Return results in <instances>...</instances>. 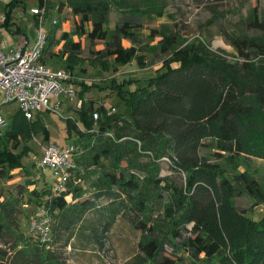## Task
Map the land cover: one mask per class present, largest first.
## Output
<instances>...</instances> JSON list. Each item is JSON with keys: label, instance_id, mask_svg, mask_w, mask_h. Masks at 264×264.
Segmentation results:
<instances>
[{"label": "trees", "instance_id": "16d2710c", "mask_svg": "<svg viewBox=\"0 0 264 264\" xmlns=\"http://www.w3.org/2000/svg\"><path fill=\"white\" fill-rule=\"evenodd\" d=\"M24 1L7 3V28L14 10ZM39 3L41 7L45 5L44 0ZM59 3L76 16L88 17L91 29L85 28L82 18L75 26L76 33L86 36L92 44L102 41L103 52L113 58L114 68L127 66L137 58L148 16L141 11L144 5L139 0ZM50 8L46 1V14ZM113 9L122 13L114 29H110ZM250 18V28L264 33V18L260 19L257 8L252 9ZM152 34L160 36L154 56L169 54L179 39L167 25ZM55 35L54 31L48 36L44 54L58 42ZM61 39L71 53L81 50V42L74 41L66 32ZM228 39L241 56L250 57L251 51L264 52L263 37L228 35ZM124 40L130 41L131 46L126 48ZM173 52L180 63L174 66L166 62L164 70L144 87L129 90L125 82L116 87L127 116L109 114L104 105L96 107L95 100H86L79 110L80 123L78 119L66 120L69 131L78 134L83 150L77 158L80 169L74 178L80 177L85 185L72 180L63 192L55 194L48 189L33 193L45 199L40 205L55 220L54 240L64 232L73 235L75 230L82 229L87 215L99 209V220L106 222L121 215L140 231L144 240L139 248L144 260L139 264H264V216L255 221L239 211L233 199L232 179L222 176L219 163L207 161L201 155L202 150L213 149L218 161L230 157L245 164L247 169L239 172L235 180L244 187L242 193L264 203V183L251 171L253 157L264 158V84L238 83L219 66L192 58L186 50ZM64 56L62 52L55 57L62 60ZM72 61L73 57L65 68L71 74ZM80 97L84 99L82 94ZM94 112L99 113L98 121L94 120ZM39 133L44 140L50 139L42 114L30 121L22 111L3 135L0 132V179L11 178L14 169L24 166L22 160L30 153L27 144ZM165 157L175 169L185 173L184 186L159 175V162ZM149 185L156 189L152 197ZM88 192H93L94 200L85 198ZM105 198L114 202L110 208L97 205ZM151 205L154 213L163 205L158 216L148 214L153 209ZM2 206L0 203L1 209ZM35 216L36 213L30 221ZM169 222L173 223L171 230L164 236H155L156 225ZM4 229L5 224L0 222V235ZM258 237L263 241L259 242ZM28 253L31 262L35 256ZM40 262L61 264L47 252Z\"/></svg>", "mask_w": 264, "mask_h": 264}, {"label": "rangeland", "instance_id": "374dc122", "mask_svg": "<svg viewBox=\"0 0 264 264\" xmlns=\"http://www.w3.org/2000/svg\"><path fill=\"white\" fill-rule=\"evenodd\" d=\"M47 1L51 8L45 15L42 27L47 36L55 31L58 42L44 54V61L50 66L66 70L67 61L74 58L72 83L76 88L77 97L71 99L65 94L62 95L59 98L62 102L59 111L42 115L49 130L50 139L44 140L40 133L33 136L27 144L30 153L22 160L24 166L14 169L11 178L0 179V203H3L2 209L0 208V212L3 210L0 222L5 224V229L0 235V264H41L40 261L46 256V252L61 264H139L144 260V255L139 248V244L144 240L140 231L121 215L113 220L107 219L106 222L99 220V209L88 214L82 229L75 230L73 235L70 232H64L60 239H53L54 242L50 247L38 241L37 236L29 228L30 219L39 212L40 204L44 203L45 199L43 198V201L33 192H44L50 189V183H53L56 178L51 170L40 172L37 161L42 156L44 147L49 143L61 147L68 143H79L78 134L75 131H69L66 120L78 119L80 123V100L83 102L95 100L96 107L104 105L109 111L115 108L116 111L113 113L127 116V108L117 94L116 87L123 82L127 83L125 88L129 90L144 87L150 79L164 70L166 62L168 65L176 66L180 61L173 49L186 50L192 58H199L219 66L238 83L264 84V52L251 51L250 57L241 56L228 39V35L264 38V33L252 30L248 25L254 8L258 9L260 19L264 18V0H139L144 5L141 11L148 14L141 31L142 44L137 58L131 64L117 68L113 66V58L103 52L105 45L102 41L92 44L86 36L81 37L79 33H76L75 26L82 21V18L85 28L91 29L92 25L87 16L74 15L69 7L59 5V0ZM8 2L9 0H0L2 16L6 14ZM26 3L30 13L32 9L41 7L39 0H26ZM26 8L20 7L16 15L19 12L18 15L21 16L18 17H24ZM152 10L153 13H151ZM121 13L122 10H112L108 25L110 29H114L119 22ZM19 18L16 22H20L22 31L13 34L16 27L13 30L4 27L0 31L2 45L9 44L17 48L18 40L22 41V38L24 45L26 39L30 45L36 42L40 25L36 27L33 20L24 21ZM36 19L39 21V17ZM165 25L175 31L179 39L169 54L154 56L153 50L157 48L160 36L153 37L152 31L161 30ZM65 32L74 41L81 42L82 47L79 53H71L69 45L65 47L66 41L61 39ZM123 44L126 48L131 46L128 40H124ZM98 51L103 53L98 55L96 54ZM62 52H65L62 60L55 57ZM80 94L84 96V99H81ZM3 98V91L0 89V114L7 121L6 125L0 127L1 135L21 111L18 102L3 104ZM55 99L58 100V98ZM201 155L207 161L219 163L222 176L232 179L231 187L234 191L233 199L236 208L251 219L260 221L264 216V203L259 204L248 194L242 193L244 187L235 180L237 174L244 172L247 166L241 161L234 162L230 157L218 161L213 149H204ZM253 159L251 171H254V175L264 183V158L253 157ZM145 160L147 161L148 158L146 157ZM159 168L161 177H167L179 186L185 185V173L175 169L169 158L161 159ZM81 180L76 176L72 183L85 185V182ZM155 190L152 186L149 187L148 192L151 197ZM85 198L94 200L93 192H88ZM111 204L114 202L106 198L97 201L100 207L110 208ZM10 205L12 207L8 209ZM162 206L159 205L154 213V207L151 205L153 209L152 211L149 209L148 214L154 213L155 217L158 216ZM172 226V222L156 225L155 236L166 235ZM258 239L259 242L263 241L261 237ZM246 243L247 239L242 244ZM27 252L35 256L31 262L27 258ZM40 257L41 259L38 260Z\"/></svg>", "mask_w": 264, "mask_h": 264}, {"label": "built area", "instance_id": "2783aa9c", "mask_svg": "<svg viewBox=\"0 0 264 264\" xmlns=\"http://www.w3.org/2000/svg\"><path fill=\"white\" fill-rule=\"evenodd\" d=\"M46 1L44 0L43 7L31 10L32 15L39 17L40 21L38 37L33 45L26 42L21 48L4 51L0 43V89L3 91V104L18 102L21 111L30 121L37 114L57 113L62 106L59 100L62 95L65 94L71 99L77 97L72 74L50 66L44 61V48L48 36L43 30L42 23L46 15ZM5 22L6 18L0 14V25ZM82 103L80 100V106ZM115 111L113 108L109 114ZM93 117L98 121L99 113L94 112ZM6 124L7 121L0 114V127ZM82 153L79 144L68 143L61 147L49 143L44 147L42 156L37 161V168L40 172L53 171L56 179L51 187L52 192L57 194L65 191L67 184L75 179L74 173L80 169L77 158ZM54 222V218L44 205H41L39 212L30 222V230L44 246L50 247L53 242Z\"/></svg>", "mask_w": 264, "mask_h": 264}, {"label": "crops", "instance_id": "0c3cea01", "mask_svg": "<svg viewBox=\"0 0 264 264\" xmlns=\"http://www.w3.org/2000/svg\"><path fill=\"white\" fill-rule=\"evenodd\" d=\"M10 1V0H9ZM26 0L24 1V5H19V6H17V8L14 10V12H13V14H12V20H11V22H10V24H11V26H9L8 28H9V30H13V28L14 27H16V28H14L15 29V31L13 32V34H17V32L18 33H20L21 31H22V27H21V24H20V22H16V19L17 18H19L18 16H21V15H18L19 14V12H18V14L16 15V11L18 10V9H20V7H22V8H26ZM25 10V9H24ZM24 15L26 16H24V17H21V18H19V20L21 19H23L24 21H29V20H33L34 21V25H36V27L38 26L37 25V16H34V15H32V13H30L29 11H28V9L26 8V10H25V13H24ZM17 16V17H16ZM4 17L6 18V14L4 15ZM33 19H32V18ZM7 28L6 27V25L5 24H3V25H0V31L3 29V28ZM7 28V29H8ZM1 39V38H0ZM22 41H24V39L22 38ZM22 41L19 39L18 40V43H19V45H18V47L19 48H21V47H23L24 46V44L22 43ZM25 42H29L27 39L25 40ZM0 43H1V41H0ZM23 44V45H22ZM1 47H2V49L4 50V51H10V50H12V49H18V47L16 48V47H13V46H10L9 44L7 45V44H3L2 45V43H1ZM52 184L53 183H50V189H51V187H52Z\"/></svg>", "mask_w": 264, "mask_h": 264}]
</instances>
